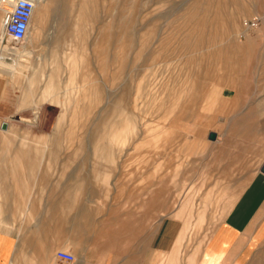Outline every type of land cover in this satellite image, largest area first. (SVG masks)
Returning <instances> with one entry per match:
<instances>
[{
  "label": "rangeland",
  "instance_id": "374dc122",
  "mask_svg": "<svg viewBox=\"0 0 264 264\" xmlns=\"http://www.w3.org/2000/svg\"><path fill=\"white\" fill-rule=\"evenodd\" d=\"M35 1L42 21L26 41H10L27 67L9 74L0 132L7 120L15 142L25 130L55 134L19 150L67 156L68 175L82 157H114L115 172L138 192H155L154 238L166 233L162 217L167 236L178 234L189 253L264 162V0ZM253 18L257 25L246 28ZM80 62L87 80L85 71L77 77ZM258 210L233 264H264V203Z\"/></svg>",
  "mask_w": 264,
  "mask_h": 264
},
{
  "label": "crops",
  "instance_id": "0c3cea01",
  "mask_svg": "<svg viewBox=\"0 0 264 264\" xmlns=\"http://www.w3.org/2000/svg\"><path fill=\"white\" fill-rule=\"evenodd\" d=\"M9 15L10 8L0 6V116L9 97V74L20 77L27 67L20 59L25 53L10 45ZM82 65L77 77L82 79L85 71L87 80V63L84 69ZM50 81L56 98L55 77L48 79V87ZM32 93L24 92L19 106L28 104ZM17 136L14 128L0 132V264H233L252 215L264 203V162H260L258 169L248 172L240 196L232 192V198L225 200L226 215L206 241L194 243L185 254L178 234L172 239L167 236L170 225L164 226L162 217L161 229L167 234L154 238L155 192L132 187L126 173L115 172L114 157H82L68 175L67 156L33 158L19 150L28 142L57 140L55 134L25 130L15 142ZM52 145L49 148H62ZM9 148L18 150L10 155ZM34 159L45 163H29ZM60 250L72 253L75 260L59 258Z\"/></svg>",
  "mask_w": 264,
  "mask_h": 264
},
{
  "label": "built area",
  "instance_id": "2783aa9c",
  "mask_svg": "<svg viewBox=\"0 0 264 264\" xmlns=\"http://www.w3.org/2000/svg\"><path fill=\"white\" fill-rule=\"evenodd\" d=\"M11 5L9 21L7 26V35L11 42L21 43L28 39L30 24L36 7L34 0H0V5ZM257 19H249L245 21V27H253L257 25ZM59 258L69 262L75 260V256L63 250L57 252Z\"/></svg>",
  "mask_w": 264,
  "mask_h": 264
},
{
  "label": "bare ground",
  "instance_id": "6f19581e",
  "mask_svg": "<svg viewBox=\"0 0 264 264\" xmlns=\"http://www.w3.org/2000/svg\"><path fill=\"white\" fill-rule=\"evenodd\" d=\"M35 1V0H34ZM38 1V0H37ZM36 2V1H35ZM78 5V4H77ZM0 6H2V7H4L5 5L4 4H1ZM79 6V5H78ZM7 7H9L10 8V10H11V5H8ZM37 7H38V5H37V3H36V7H35V11H34V14H33V18H32V22H31V24H30V29H29V34L31 33V28H32V24H33V22L36 20V22L39 24L41 21H42V19H43V16H42V10H39V9H37Z\"/></svg>",
  "mask_w": 264,
  "mask_h": 264
},
{
  "label": "water",
  "instance_id": "95a60500",
  "mask_svg": "<svg viewBox=\"0 0 264 264\" xmlns=\"http://www.w3.org/2000/svg\"><path fill=\"white\" fill-rule=\"evenodd\" d=\"M8 124H9V122L7 120H3L2 123H1V128L2 129L8 128ZM217 136H218V134H217L216 131H214V130L210 131V133H209L210 139L216 140L217 139ZM262 171L264 172V165L262 167Z\"/></svg>",
  "mask_w": 264,
  "mask_h": 264
}]
</instances>
